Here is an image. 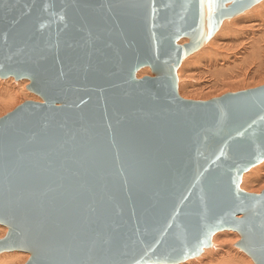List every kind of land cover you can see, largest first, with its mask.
Here are the masks:
<instances>
[{
    "label": "water",
    "instance_id": "obj_1",
    "mask_svg": "<svg viewBox=\"0 0 264 264\" xmlns=\"http://www.w3.org/2000/svg\"><path fill=\"white\" fill-rule=\"evenodd\" d=\"M261 1L0 0V79L41 99L0 117V253L178 264L232 231L264 264V188L240 189L264 161V84L198 101L177 75Z\"/></svg>",
    "mask_w": 264,
    "mask_h": 264
},
{
    "label": "bare ground",
    "instance_id": "obj_2",
    "mask_svg": "<svg viewBox=\"0 0 264 264\" xmlns=\"http://www.w3.org/2000/svg\"><path fill=\"white\" fill-rule=\"evenodd\" d=\"M256 5L258 6L259 3ZM244 13H242L244 15L240 14L232 18L234 20L228 19L231 21L225 20L222 23L220 29L213 36V39L207 43L208 46L206 48H204L205 46L203 47L206 51L204 50L205 52L202 56H200L201 54L199 53V57L196 59L195 56H198L197 53V55L194 56L195 60L191 59V61L187 62L188 59H186L187 63H181L180 68H178L179 70H177V75L179 81L178 93L182 98L197 100L195 96H188L187 92L190 91L188 88L194 91L206 92L221 86L224 87L223 91H225L235 89L236 87L233 85L248 79L252 81L254 79H259L258 83H260V85L264 82V3H261L259 7L253 6ZM252 21L258 22L252 24ZM186 42V39H182L180 44ZM192 55H194V53ZM242 69L247 71V73L245 72L246 74H244L245 76L241 77L242 79L238 81H235L237 79L228 81L221 80L222 77L230 73V71L233 72L234 70V72L239 71L240 73ZM142 75H150L149 69L143 68L138 71L136 77L138 78ZM219 81L222 82L219 84ZM27 83V79L14 83L12 77L7 78V80H0V97L5 98L3 103L0 104V111L7 108L9 104L11 105L8 109L13 108L21 102L23 98L36 102L41 101L39 97L26 94L24 87L27 86ZM207 95L210 96V94ZM245 174L246 175L243 174L242 176V183L253 180L262 183L259 188L249 191L250 193L258 194L264 188V161L255 171ZM245 176H248L250 179L247 177L249 179L247 180ZM262 177L263 179L261 181L260 179ZM6 233L7 228L1 226L0 239L4 238ZM239 238V235L235 234V232L221 231L212 237L211 244H214L212 249H205L197 259H188L178 264H215L213 263L214 259H218L221 256L223 258V264H254L248 256L245 257L235 250L232 254L229 247H227L226 244L238 242ZM28 258L29 255L27 253L4 252L0 254V264H25Z\"/></svg>",
    "mask_w": 264,
    "mask_h": 264
},
{
    "label": "rangeland",
    "instance_id": "obj_3",
    "mask_svg": "<svg viewBox=\"0 0 264 264\" xmlns=\"http://www.w3.org/2000/svg\"><path fill=\"white\" fill-rule=\"evenodd\" d=\"M261 3H264V1H262ZM261 3H259V5L257 6H254V7H259L260 5H261ZM247 13V12H246ZM245 14V13H244ZM244 14H242V15H244ZM231 20H234V19H231ZM231 20H228V21H231ZM254 22V23H253ZM258 22V21H257ZM257 22H255V21H252V24H256ZM251 24V23H250ZM213 39V38H212ZM211 39V40H212ZM208 46V44L207 45H205V47L204 48H206ZM205 49H200V52L198 51V52H195L194 53V55H191V56H189V58L187 57L186 59H188L187 60V62H189V61H191V59H194L195 60V57H196V59H197V57H199V53L201 54L200 56H202L203 54H204V52L206 51H204ZM202 52V53H201ZM197 53H198V56H195V55H197ZM195 56V57H194ZM193 57V58H192ZM186 59L182 62V63H187L186 62ZM179 68H180V66H179ZM142 70V69H141ZM179 70V69H178ZM232 71H230V73H227L225 76H223L222 77V79L221 80H223V81H228V80H235V79H237V80H235V81H238L239 79H242L241 77L242 76H245L244 74H246L247 73V71L244 69H242V72L240 71V73H239V71H236V72H234V70H233V72L231 73ZM246 72V73H245ZM241 73H242V75H241ZM239 74V75H238ZM142 76H144V75H142ZM142 76H140V77H142ZM264 76V75H263ZM140 77H138V78H140ZM224 77H225V79H224ZM181 78V77H180ZM262 79H263V77H262ZM1 80V79H0ZM3 80H5V79H3ZM7 80V79H6ZM249 80V81H248ZM248 80H244V81H240V82H238V83H236V84H238V85H233V86H235L236 88L235 89H229V90H225V91H223L224 89V87H221V86H219V87H217V88H215V89H212L211 91H206V92H200V91H194L193 89H191V88H188V90H190L189 92H187V94H188V96H195V97H197V100L199 101H202V100H208V99H210V98H214V97H218L219 95L221 96V95H223L224 93H228V91L229 92H237V91H241V90H245V89H249V88H254V87H257V86H260V83H258V80L259 79H254L255 80V82H254V80L252 81L251 79H248ZM12 81L15 83V82H17V81H15L13 78H12ZM19 81H21V80H19ZM18 81V82H19ZM179 82V81H178ZM222 81H219L218 83L220 84ZM29 83V82H28ZM27 83V84H28ZM258 83V84H257ZM264 82H262L261 83V85L263 84ZM179 85V84H178ZM241 85V86H240ZM239 86V87H238ZM243 86V87H242ZM241 88V89H240ZM237 89V90H236ZM24 90H25V92H26V94L27 95H31V96H35L34 94H32V93H30V92H28L27 90H26V86L24 87ZM193 92V93H192ZM221 92V93H220ZM189 93H190V95H189ZM194 94V95H193ZM207 94H210V96H208ZM212 94V95H211ZM214 94V95H213ZM219 94V95H218ZM180 95V94H179ZM201 95V96H200ZM181 96V95H180ZM37 97V96H36ZM1 99H0V104H2L3 103V101L5 100V98L4 97H0ZM7 99V98H6ZM26 98H23L22 100H21V102H19L17 105H19V104H21L24 100H25ZM2 100V101H1ZM27 100V99H26ZM11 104H9V105H7V108H5V109H2L1 111H0V117L1 116H3L4 114H6L7 112H9V111H11L13 108H15L17 105H15L13 108H11V109H8L9 108V106H10ZM263 163V162H262ZM262 163H260L259 165H257V166H255V167H253V168H251L248 172H252V171H255L256 169H257V167H259ZM254 169V170H253ZM248 172H246V173H248ZM244 175H246L245 173H244ZM246 177V176H245ZM248 177V176H247ZM246 177V178H247ZM249 178V177H248ZM247 178V180H249ZM262 179H263V177L260 179L261 181H262ZM256 180V179H255ZM264 180V179H263ZM254 181V180H253ZM250 181V182H246V183H242V179H241V182H240V189L241 190H244V191H246V192H249V191H252L253 189H256V188H259L260 187V184H262V183H260V181L259 182H257V180L256 181ZM252 182V183H251ZM257 182V183H256ZM250 193V192H249ZM252 193V192H251ZM2 225H0V227H1ZM3 227V226H2ZM231 233H232V231H230ZM218 233H220V232H218ZM234 233V232H233ZM217 234V233H216ZM215 234V235H216ZM235 234H237L236 232H235ZM214 235V236H215ZM240 239V238H239ZM239 241V240H238ZM237 242H234V243H232V244H226L227 245V247H229V249H230V251H231V253L233 254L234 253V250L235 251H237V252H239L241 255H243V256H247L245 253H243L241 250H239L238 248H236L235 247V245L234 244H236ZM213 243H212V246H211V248H209V249H212V247H213ZM232 245V246H231ZM208 250V249H207ZM239 250V251H238ZM7 253V252H6ZM11 253V252H10ZM1 254V253H0ZM245 254V255H244ZM225 258H226V256H225ZM248 258V257H247ZM196 259H197V257H196ZM194 260V259H193ZM222 260H223V258H222V256L220 257V258H218V259H214V261H213V263H215V264H223L222 263ZM249 260V259H248ZM244 263H246V262H244ZM183 264V263H182Z\"/></svg>",
    "mask_w": 264,
    "mask_h": 264
}]
</instances>
